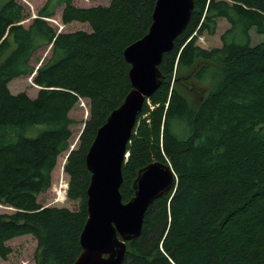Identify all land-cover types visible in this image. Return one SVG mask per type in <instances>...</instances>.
<instances>
[{
  "label": "trees",
  "instance_id": "obj_1",
  "mask_svg": "<svg viewBox=\"0 0 264 264\" xmlns=\"http://www.w3.org/2000/svg\"><path fill=\"white\" fill-rule=\"evenodd\" d=\"M156 1L81 8L47 0L28 27L21 3L0 4V204L16 209L0 213L2 257L6 243L23 234L37 238L36 264H73L81 253L91 177L86 155L131 89L124 50L148 32ZM194 2L189 24L160 64L165 80L138 114L123 165V201L133 197L138 171L155 160L170 163L177 180L148 208L124 264H264V42L251 45L250 33L264 35V0ZM63 4L64 23L87 22L92 31L50 25L47 18ZM221 18L230 23L223 45H197L196 34H215ZM51 44L50 58L36 69L32 59ZM23 76L40 87L35 97L11 91L9 83ZM189 79L208 86L191 87ZM81 98L89 100L90 116L65 164L68 196L81 198V208L43 206L39 195L70 150V112Z\"/></svg>",
  "mask_w": 264,
  "mask_h": 264
},
{
  "label": "water",
  "instance_id": "obj_2",
  "mask_svg": "<svg viewBox=\"0 0 264 264\" xmlns=\"http://www.w3.org/2000/svg\"><path fill=\"white\" fill-rule=\"evenodd\" d=\"M194 7V0H157L148 32L124 50L131 89L98 128L86 155L91 173L88 218L80 235L82 251L73 264H124L128 243L141 235L148 208L176 183L170 163L153 161L138 171L134 195L123 201V165L138 114L164 82L160 64L189 24Z\"/></svg>",
  "mask_w": 264,
  "mask_h": 264
},
{
  "label": "rangeland",
  "instance_id": "obj_3",
  "mask_svg": "<svg viewBox=\"0 0 264 264\" xmlns=\"http://www.w3.org/2000/svg\"><path fill=\"white\" fill-rule=\"evenodd\" d=\"M5 0H0L2 4ZM21 3L25 8V19L23 24L28 27L35 16L38 15V11L45 5L47 0H16ZM72 3L81 8H88L93 6H108L111 0H71ZM65 4L59 6L52 17L47 20L58 32L70 33L78 30H83L91 32L92 28L87 22L73 21L69 23H64L62 21V13ZM230 27V23L224 19H218V28L216 33L210 34L205 31L203 33L196 34V43L202 48L212 49L215 47H221L222 39L221 36ZM251 45H256L260 42H264V35L259 34L255 28L251 30ZM51 45L40 49L37 54L32 59L34 64L39 65L38 60H47L51 55ZM197 84V89L206 88L208 83L199 82L197 83L194 79H189V84ZM9 87L14 94L20 92H26L29 96L35 97L38 94L40 87L36 85L33 81L32 76H23L13 79L9 83ZM195 88V86L193 87ZM206 91V90H205ZM203 92V94L205 93ZM150 103V101H148ZM151 104V103H150ZM89 100L81 98L80 102L71 110L70 116L74 119L75 123L72 127V144L70 150L61 154L57 166L53 171V181L51 188L39 195L38 201L43 206L52 207H65L71 211H79L82 204V199H71L68 196L70 175L65 171V164L71 150L75 149L79 145V137L84 130L85 121L89 119ZM149 115H146L148 117ZM14 207L0 204V213L11 214L15 212ZM10 251L8 252L6 258L0 255V264H36L35 253L38 248L37 238L33 234H23L16 236L15 238L9 240L7 243Z\"/></svg>",
  "mask_w": 264,
  "mask_h": 264
},
{
  "label": "built area",
  "instance_id": "obj_4",
  "mask_svg": "<svg viewBox=\"0 0 264 264\" xmlns=\"http://www.w3.org/2000/svg\"><path fill=\"white\" fill-rule=\"evenodd\" d=\"M149 104H150V103H149ZM151 107L154 108V106H151ZM146 115H147V114H145L144 117H146ZM148 122H149V120H148Z\"/></svg>",
  "mask_w": 264,
  "mask_h": 264
},
{
  "label": "flooded vegetation",
  "instance_id": "obj_5",
  "mask_svg": "<svg viewBox=\"0 0 264 264\" xmlns=\"http://www.w3.org/2000/svg\"><path fill=\"white\" fill-rule=\"evenodd\" d=\"M156 161V160H155Z\"/></svg>",
  "mask_w": 264,
  "mask_h": 264
}]
</instances>
